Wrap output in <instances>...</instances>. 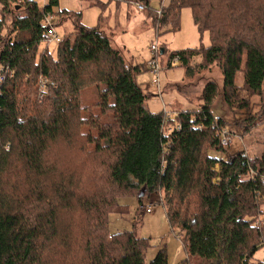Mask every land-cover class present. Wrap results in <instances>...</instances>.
Wrapping results in <instances>:
<instances>
[{"label":"trees","instance_id":"trees-1","mask_svg":"<svg viewBox=\"0 0 264 264\" xmlns=\"http://www.w3.org/2000/svg\"><path fill=\"white\" fill-rule=\"evenodd\" d=\"M115 1L143 5L157 36L177 30L189 6L209 45L160 47L151 57L166 53L167 64L179 55L188 78L218 64L232 107L249 105L236 97L240 74L246 91L261 93L264 0H160L159 10L150 0ZM58 2L0 0V264H147L146 239L112 232L105 218L119 197L143 186L147 197L161 195L171 228L180 230L187 255L177 264H264L254 256L264 247V147L256 157L227 152L225 119L213 110L217 83L205 82L190 109L152 112L137 79L151 57L126 61L104 19L86 26L81 10L60 9L74 30L55 54L41 48ZM199 51L203 62L192 64ZM90 85L99 100L87 106L81 96ZM64 141L73 154L55 149ZM148 264H169L166 248Z\"/></svg>","mask_w":264,"mask_h":264},{"label":"rangeland","instance_id":"rangeland-1","mask_svg":"<svg viewBox=\"0 0 264 264\" xmlns=\"http://www.w3.org/2000/svg\"><path fill=\"white\" fill-rule=\"evenodd\" d=\"M45 1L37 0L41 6L44 5ZM95 1L96 3H91L90 0H59L58 5L54 6L53 18L50 20L57 35L64 38L65 34L74 30V21L59 14L60 9L67 8L81 10V20L86 26L98 25L104 19L103 29L105 28V33H108L113 45L123 49L125 60L128 62L146 63L147 59L153 55L150 49L151 44H155L159 48L166 47L167 53H171L188 48L201 49L202 46H207L210 43L208 33L203 32L201 34L198 31L189 6L181 9L180 26L177 30L164 29L160 36H157L151 23L146 21V10L139 9V4L136 2ZM150 4L155 10L161 8L160 0H150ZM108 26L111 29H108ZM57 44L56 41H46L42 42L40 46L41 48L47 46L48 50L55 54ZM202 56L200 51L194 54L191 57V63H202ZM166 57L167 54L165 53L158 58L159 61L164 62V66L159 72L160 90L152 85V87L148 86L147 81L153 76L150 72L142 70L138 74L137 79L141 83L142 89L150 93L146 100L148 108L152 112H160L165 109L173 112L177 106L190 109L192 105L200 103V93L205 82L214 80L220 87V93L215 100L213 110L216 115H222L225 119V128L230 137V145H224L228 150L227 152L234 153L243 149L248 156L260 155L264 147V84L260 94H254L251 90L246 91L242 86V75L240 74L237 79L236 97L240 101H248L249 105L244 108L237 105L232 107L223 101V72L218 64H213L200 71L193 78H188L184 66L166 67ZM82 91L83 105L90 106L92 103L98 102L99 92L95 86L90 85ZM92 109L99 110V106L95 105ZM73 147H76V143H73ZM55 149L60 155L67 154L68 156L69 153L73 154L72 150H75L65 141L57 143ZM140 190L139 188L133 194L136 195ZM123 193L125 192H118V195ZM112 195L113 190L110 193V200ZM135 195L119 197L121 206L110 211L109 218L105 217L110 230L112 232L132 230L145 238L144 259L147 264L162 247L166 248L169 264H177L186 257L187 252L181 240L180 230L172 229L169 224L164 206L160 203L161 195L152 194L149 197L144 195L142 203L145 204V212L138 215L137 211L139 213L141 203ZM151 203H155V209L148 213L146 209ZM254 256L264 259V247L259 249Z\"/></svg>","mask_w":264,"mask_h":264},{"label":"built area","instance_id":"built-area-1","mask_svg":"<svg viewBox=\"0 0 264 264\" xmlns=\"http://www.w3.org/2000/svg\"><path fill=\"white\" fill-rule=\"evenodd\" d=\"M139 6V9L143 10L144 9V6L143 5H138ZM53 18V16L51 14H48L47 17H46V21L48 23V36H49V41H56V42H60L61 40V36L57 35L56 31H55V28H54V25L51 23V19ZM160 50L159 46L155 45V44H151V51L153 54H156L158 51ZM181 63V60L179 58V55H175L173 58L170 59V61L165 64L166 67H169V66H175V65H179ZM149 72L151 73L152 78H151V84L157 88H159V83H160V80H159V72L161 70V68H163L164 66V63L159 61L158 58H154V57H151L149 59ZM228 132L225 130L223 133H222V143L227 146V145H230V137L228 136L227 134ZM155 209V203H151L150 206L147 207L146 211L148 213H151L153 212Z\"/></svg>","mask_w":264,"mask_h":264},{"label":"crops","instance_id":"crops-1","mask_svg":"<svg viewBox=\"0 0 264 264\" xmlns=\"http://www.w3.org/2000/svg\"><path fill=\"white\" fill-rule=\"evenodd\" d=\"M164 2H166V1H168V0H163ZM110 27L108 26V29H109ZM105 29V28H104ZM111 29V28H110ZM115 43V42H114ZM116 44V43H115ZM147 62V61H146ZM138 63V62H137ZM147 72H149V70L147 71ZM151 82V77H150V79H149V81H147V83H148V86H151L152 84L150 83ZM153 86V85H152ZM151 86V87H152ZM155 87V86H154ZM193 106V105H192ZM177 108H183L182 106H177ZM165 110H167V109H165ZM167 111H170V110H167Z\"/></svg>","mask_w":264,"mask_h":264},{"label":"water","instance_id":"water-1","mask_svg":"<svg viewBox=\"0 0 264 264\" xmlns=\"http://www.w3.org/2000/svg\"><path fill=\"white\" fill-rule=\"evenodd\" d=\"M141 190L139 191L138 195L139 196H144L145 192H146V188L143 186L142 188H140Z\"/></svg>","mask_w":264,"mask_h":264}]
</instances>
